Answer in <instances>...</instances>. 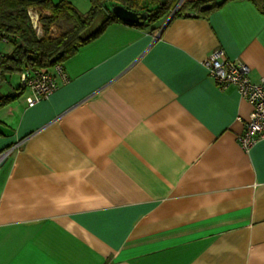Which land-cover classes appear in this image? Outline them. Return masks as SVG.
Listing matches in <instances>:
<instances>
[{
    "label": "crops",
    "instance_id": "obj_1",
    "mask_svg": "<svg viewBox=\"0 0 264 264\" xmlns=\"http://www.w3.org/2000/svg\"><path fill=\"white\" fill-rule=\"evenodd\" d=\"M215 48L264 78V13L109 23L33 105L0 79V264H264V138L238 143L252 105L208 75Z\"/></svg>",
    "mask_w": 264,
    "mask_h": 264
},
{
    "label": "trees",
    "instance_id": "obj_2",
    "mask_svg": "<svg viewBox=\"0 0 264 264\" xmlns=\"http://www.w3.org/2000/svg\"><path fill=\"white\" fill-rule=\"evenodd\" d=\"M89 0L86 12L69 0H0V37L11 44V51L0 58V79L19 73L28 65L49 68L73 55L84 43L97 37L112 22L145 28L164 15L172 17L205 14L228 0ZM264 13V0H249ZM122 5L135 12H148L144 21L128 23L116 17L111 6ZM210 5V8H205ZM37 10L41 35L33 27L28 11ZM193 10V11H190ZM101 16V17H100ZM100 17L98 27L90 30ZM20 86V84H19ZM20 87H18L19 89ZM13 96L0 97V105Z\"/></svg>",
    "mask_w": 264,
    "mask_h": 264
},
{
    "label": "built area",
    "instance_id": "obj_3",
    "mask_svg": "<svg viewBox=\"0 0 264 264\" xmlns=\"http://www.w3.org/2000/svg\"><path fill=\"white\" fill-rule=\"evenodd\" d=\"M28 14L33 27L40 29L38 16L35 15L36 20L34 21L32 18L34 14L30 10ZM2 40L6 41L5 38H2ZM204 66L208 75L219 88L235 86L240 96L251 103L252 109L248 120L244 124V130L237 136L240 146L245 151H248L257 140L264 138V78L252 81L248 75V66L243 62L226 57L224 50L221 48H215L209 53L204 60ZM53 68L54 70L28 65L20 72L19 89H28L30 91L26 97L28 105H33L56 90L55 73L64 82L68 80L59 63L54 64ZM10 151L11 147L0 151V167Z\"/></svg>",
    "mask_w": 264,
    "mask_h": 264
},
{
    "label": "rangeland",
    "instance_id": "obj_4",
    "mask_svg": "<svg viewBox=\"0 0 264 264\" xmlns=\"http://www.w3.org/2000/svg\"><path fill=\"white\" fill-rule=\"evenodd\" d=\"M74 2L73 5L81 12H86L89 7H90V2L89 0H73ZM112 9V6L110 7ZM31 11L32 14V18L33 20L35 21L36 18H35V15L38 16V20H39V14L37 12V10H35L34 8H30L29 9ZM101 17V16H100ZM100 17H98L96 20H94V22L92 23L91 27H90V30H94L98 27L99 23H100ZM38 24H39V21H38ZM37 31V34L41 35V30L40 29H36ZM4 44V43H3ZM5 48H6V51H9V49H11V44L10 43H5L4 44ZM20 80V75L19 73H12L10 76H8L7 78L4 79V87L5 88V91L3 92L4 94L8 93L9 91V82L11 81V84H15V82H19Z\"/></svg>",
    "mask_w": 264,
    "mask_h": 264
},
{
    "label": "water",
    "instance_id": "obj_5",
    "mask_svg": "<svg viewBox=\"0 0 264 264\" xmlns=\"http://www.w3.org/2000/svg\"><path fill=\"white\" fill-rule=\"evenodd\" d=\"M205 8H210V5H205ZM111 11L116 17L128 23L144 21L148 15V12H135L122 5H113Z\"/></svg>",
    "mask_w": 264,
    "mask_h": 264
}]
</instances>
